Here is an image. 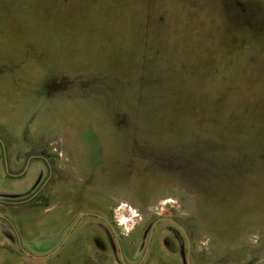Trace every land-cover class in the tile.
Masks as SVG:
<instances>
[{
	"label": "rangeland",
	"instance_id": "obj_1",
	"mask_svg": "<svg viewBox=\"0 0 264 264\" xmlns=\"http://www.w3.org/2000/svg\"><path fill=\"white\" fill-rule=\"evenodd\" d=\"M0 140V264H264V0H0Z\"/></svg>",
	"mask_w": 264,
	"mask_h": 264
},
{
	"label": "flooded vegetation",
	"instance_id": "obj_2",
	"mask_svg": "<svg viewBox=\"0 0 264 264\" xmlns=\"http://www.w3.org/2000/svg\"><path fill=\"white\" fill-rule=\"evenodd\" d=\"M0 142H3L4 143V140H0ZM6 145H4V146H2L1 147V150H2V156H3V166H4V170H5V172H7V175L8 176H10V177H13V178H20V177H23V175H25V173H27V171H28V168H29V166L31 165V163L33 162V161H35V160H39V161H41L42 163H44L46 166H47V168L49 167V172H50V176L52 175V174H54L55 173V168H56V164H55V161H54V157H52V160H51V158H49V157H47V156H43V155H39V154H34V153H32V154H30L29 155V157L24 161H20V159H22V156H21V153H20V151H19V149L15 152V153H13V155H12V159H11V157L9 158V156L7 155V153H8V151H6ZM13 163H17V164H20L19 166H21V167H19L18 169H11L13 172L11 173V172H9V167L10 166H13ZM23 166H22V165ZM15 170H19V172H15ZM42 188V189H41ZM44 189V187L42 186V187H40V189H37V191H35V193L31 196V198L32 197H36V196H38L39 194H40V190H43ZM57 190H56V188H55V191H54V193L56 192ZM85 214H91L92 216H94V217H97V218H99V219H104V217H100L101 215H99V214H96V213H94V212H85ZM81 217H77L76 219H75V222L70 226V228H69V230L67 231V234H66V239H65V244L67 245V246H69V248L73 245V243H74V241H75V239L77 238V234H76V231H75V227H76V224L79 222V219H80ZM174 222H176V221H174ZM177 223V222H176ZM178 224V223H177ZM178 226H180L179 224H178ZM119 239L117 238V243L119 244ZM151 236H150V238H149V242H148V246H147V254H145V256L141 259V263H144V261H146L147 259H148V253L150 252V253H153L154 251H153V249L151 248V250H150V245H151ZM63 244V243H62ZM62 244H61V246H62ZM153 246V245H152ZM189 254H188V256H190V254H191V252H190V247H189ZM121 253V252H120ZM122 255V254H121ZM122 257V259H123V256H121ZM190 259H191V256H190ZM190 261V260H189ZM126 263V262H125ZM140 263V264H141ZM128 264V263H127ZM137 264V263H136Z\"/></svg>",
	"mask_w": 264,
	"mask_h": 264
},
{
	"label": "crops",
	"instance_id": "obj_3",
	"mask_svg": "<svg viewBox=\"0 0 264 264\" xmlns=\"http://www.w3.org/2000/svg\"><path fill=\"white\" fill-rule=\"evenodd\" d=\"M27 174V173H26ZM20 179V178H19Z\"/></svg>",
	"mask_w": 264,
	"mask_h": 264
}]
</instances>
